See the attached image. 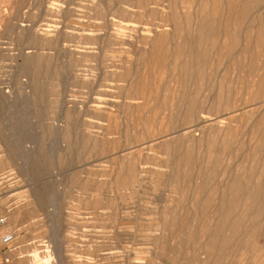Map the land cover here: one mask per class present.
<instances>
[{"label": "rangeland", "instance_id": "374dc122", "mask_svg": "<svg viewBox=\"0 0 264 264\" xmlns=\"http://www.w3.org/2000/svg\"><path fill=\"white\" fill-rule=\"evenodd\" d=\"M0 221V264H264V0H0Z\"/></svg>", "mask_w": 264, "mask_h": 264}, {"label": "built area", "instance_id": "2783aa9c", "mask_svg": "<svg viewBox=\"0 0 264 264\" xmlns=\"http://www.w3.org/2000/svg\"><path fill=\"white\" fill-rule=\"evenodd\" d=\"M0 223H3V221L0 222ZM13 241H14L13 235L12 234H7V235H5V236H3L1 238V242L0 243H1V245L3 247H9V246L12 245Z\"/></svg>", "mask_w": 264, "mask_h": 264}, {"label": "bare ground", "instance_id": "6f19581e", "mask_svg": "<svg viewBox=\"0 0 264 264\" xmlns=\"http://www.w3.org/2000/svg\"><path fill=\"white\" fill-rule=\"evenodd\" d=\"M236 6V5H235ZM239 7V6H238ZM197 134V133H196ZM217 217V216H216ZM0 222H2V221H0Z\"/></svg>", "mask_w": 264, "mask_h": 264}]
</instances>
